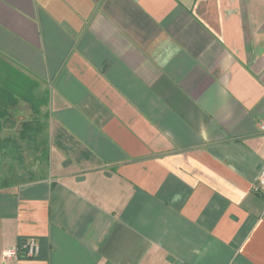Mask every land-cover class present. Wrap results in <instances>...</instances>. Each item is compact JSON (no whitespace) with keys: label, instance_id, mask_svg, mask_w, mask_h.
Masks as SVG:
<instances>
[{"label":"crops","instance_id":"crops-1","mask_svg":"<svg viewBox=\"0 0 264 264\" xmlns=\"http://www.w3.org/2000/svg\"><path fill=\"white\" fill-rule=\"evenodd\" d=\"M263 124L264 0H0V264H264Z\"/></svg>","mask_w":264,"mask_h":264},{"label":"built area","instance_id":"built-area-1","mask_svg":"<svg viewBox=\"0 0 264 264\" xmlns=\"http://www.w3.org/2000/svg\"><path fill=\"white\" fill-rule=\"evenodd\" d=\"M262 129L264 130V124L262 125ZM253 190L257 193L264 195V166L260 171L258 182L253 187ZM21 250L24 251V253L29 256L37 255L40 250V245L38 240L34 237H28L22 241L20 246L7 249L5 255L7 257L16 256L19 254Z\"/></svg>","mask_w":264,"mask_h":264}]
</instances>
